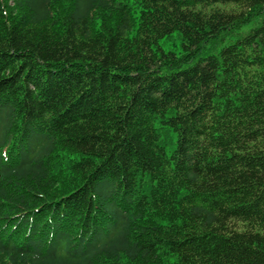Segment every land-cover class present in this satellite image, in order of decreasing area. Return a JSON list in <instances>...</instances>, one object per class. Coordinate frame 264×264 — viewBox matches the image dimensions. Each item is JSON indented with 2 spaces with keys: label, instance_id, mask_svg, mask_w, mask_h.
I'll return each instance as SVG.
<instances>
[{
  "label": "trees",
  "instance_id": "16d2710c",
  "mask_svg": "<svg viewBox=\"0 0 264 264\" xmlns=\"http://www.w3.org/2000/svg\"><path fill=\"white\" fill-rule=\"evenodd\" d=\"M0 264H264V0H0Z\"/></svg>",
  "mask_w": 264,
  "mask_h": 264
},
{
  "label": "rangeland",
  "instance_id": "374dc122",
  "mask_svg": "<svg viewBox=\"0 0 264 264\" xmlns=\"http://www.w3.org/2000/svg\"><path fill=\"white\" fill-rule=\"evenodd\" d=\"M249 26H250V24H249V25H245V26L241 27L240 30H241V31H244V30H246ZM179 42H180V38H179V36H178L177 34H172V35L169 36L168 38L164 39V40L162 41V44H163L164 48H166V49H175V50H177L178 47H179ZM170 137L173 138V135H172L171 133H170ZM171 145H172L171 143H168V142H167V144L165 145L167 151H170V149H171ZM63 178H64V179L68 178V175H63ZM60 184H62V182H60L59 185H60Z\"/></svg>",
  "mask_w": 264,
  "mask_h": 264
}]
</instances>
